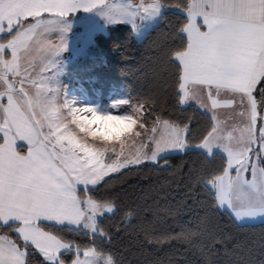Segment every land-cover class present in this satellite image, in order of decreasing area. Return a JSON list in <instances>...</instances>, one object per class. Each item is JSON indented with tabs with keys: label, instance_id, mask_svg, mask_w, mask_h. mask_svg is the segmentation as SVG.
Here are the masks:
<instances>
[{
	"label": "snow or ice",
	"instance_id": "6c2138e0",
	"mask_svg": "<svg viewBox=\"0 0 264 264\" xmlns=\"http://www.w3.org/2000/svg\"><path fill=\"white\" fill-rule=\"evenodd\" d=\"M168 6L152 0L120 14L133 16L142 9L155 15ZM77 7L96 8L97 0H0V33L5 34L0 37V229L23 241L18 246L0 235V264H30V249L43 257L42 264H115L101 246L112 235L104 221L119 209L114 200L95 193L111 182L105 179L111 174L127 175L125 169L167 170L173 154L195 153L211 164L223 153L221 167L202 178L213 210L228 214L236 225L242 218L264 216V0L176 4L183 14L176 35L183 43L166 59L175 69L176 105L182 112L207 116L209 126L194 142L191 120L177 122L157 114L150 128L139 124L142 131L135 132L129 146L125 137L138 123L133 116L85 108L88 118L69 109L80 132L97 140L94 125L99 124V140L111 147H97L70 132L63 113L69 106L57 104L49 76L33 79L31 63H24L33 44L42 42L36 38L56 30L59 20ZM45 13L53 18L43 19ZM29 17L35 23L25 25ZM62 47V40L46 44L52 56ZM144 108L139 104L134 112ZM134 216L132 210L124 214L126 226ZM207 225L206 217L195 225L188 221L163 240L183 237L191 243ZM65 233L88 242L67 239ZM195 246L204 253L205 264H213L215 252H205L202 242Z\"/></svg>",
	"mask_w": 264,
	"mask_h": 264
},
{
	"label": "trees",
	"instance_id": "16d2710c",
	"mask_svg": "<svg viewBox=\"0 0 264 264\" xmlns=\"http://www.w3.org/2000/svg\"><path fill=\"white\" fill-rule=\"evenodd\" d=\"M185 2L163 0L169 6L162 7L159 22L141 40L129 25H119L98 33L94 42L104 54V65L97 72L105 88L115 83L125 89L130 103L144 104L145 122L152 123L157 114L177 122L191 120L195 142L208 128V117L177 108L175 69L166 63L167 54L183 43L176 35L183 14L175 5ZM222 156L208 164L195 153L173 154L167 170L125 169L122 172L127 175L114 173L105 178L111 182L102 184L95 196L114 200L119 209V214L104 221L112 235L101 246L115 264H205L204 253L195 246L198 242L203 243L205 252L210 248L215 252L213 264H264V222L234 224L228 214L213 210L212 196L203 186L202 178L221 167ZM128 210L135 216L126 226ZM202 217L208 220L207 230L191 243L183 237L163 240V235L179 231L188 221L195 225ZM0 234L8 235L18 246L23 244L15 232L0 229ZM65 236L88 242V238L72 233ZM30 252V264H42L41 255L34 249ZM65 260L70 261L71 256Z\"/></svg>",
	"mask_w": 264,
	"mask_h": 264
},
{
	"label": "rangeland",
	"instance_id": "374dc122",
	"mask_svg": "<svg viewBox=\"0 0 264 264\" xmlns=\"http://www.w3.org/2000/svg\"><path fill=\"white\" fill-rule=\"evenodd\" d=\"M151 2L152 0H102V2L97 0L96 8L77 7L76 10L59 20L56 30L43 32L36 38L42 42L33 44V50L24 61L26 64L31 63L30 75L33 79L39 81L41 76H49V87L54 89L58 96L57 104L69 106L63 109L68 130L82 141L86 140L89 144L97 147H111V145H103L99 140L102 136L99 124L94 125L97 129V140H93L91 137H86L75 124L71 123L68 111L74 107L73 100L81 104L83 113L80 116L87 115L88 118H91L90 112L83 111L88 107L99 114L133 116L134 119H137L138 123L133 133L125 137L129 146L135 139V132L142 131L139 127L140 123H144L146 128L151 127L152 123L143 120V111L139 114L134 112L138 104L129 102L127 92L123 87H119L115 83H111L106 88L102 85L103 81L97 71L104 65V54L95 46L94 42L98 33L104 34L108 31V27L119 25H129L133 29L136 39L141 40L145 33L159 22L163 8L161 7L155 15L143 14L142 9L133 16L121 15L120 11L122 9L135 11L142 3L147 5ZM45 14L42 16L43 19L53 18L45 16ZM29 18L31 20L26 22V25L35 23L33 18ZM60 40L63 44L62 50L52 56L46 48V44L48 41L59 44ZM6 55L7 58H10V52H7ZM50 64L51 66L45 67ZM19 87L20 85L17 83V88ZM25 88L30 92L33 91L32 85L27 81ZM75 93L77 95H74ZM78 95L79 98L83 97L86 104L75 97ZM115 147L119 149L118 144ZM246 175L250 178V173ZM260 222H264V216L255 221L242 218L239 224Z\"/></svg>",
	"mask_w": 264,
	"mask_h": 264
},
{
	"label": "bare ground",
	"instance_id": "6f19581e",
	"mask_svg": "<svg viewBox=\"0 0 264 264\" xmlns=\"http://www.w3.org/2000/svg\"><path fill=\"white\" fill-rule=\"evenodd\" d=\"M72 105L74 106L73 108H74L75 110H77V114L80 116L81 113H83V112L81 111V109H82L81 104H79L78 101L73 100Z\"/></svg>",
	"mask_w": 264,
	"mask_h": 264
},
{
	"label": "crops",
	"instance_id": "0c3cea01",
	"mask_svg": "<svg viewBox=\"0 0 264 264\" xmlns=\"http://www.w3.org/2000/svg\"><path fill=\"white\" fill-rule=\"evenodd\" d=\"M45 16H48V17H49V14L46 13ZM25 25H26V24H25ZM1 35H3V33H0V36H1ZM221 154H223V153H221ZM0 235H2V234H0Z\"/></svg>",
	"mask_w": 264,
	"mask_h": 264
}]
</instances>
